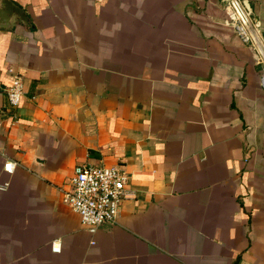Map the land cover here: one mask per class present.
Returning a JSON list of instances; mask_svg holds the SVG:
<instances>
[{"label":"crops","instance_id":"1","mask_svg":"<svg viewBox=\"0 0 264 264\" xmlns=\"http://www.w3.org/2000/svg\"><path fill=\"white\" fill-rule=\"evenodd\" d=\"M11 1L26 21H0V264H264L259 64L207 36L214 0ZM243 3L264 31V0ZM78 162L128 175L93 231L63 195Z\"/></svg>","mask_w":264,"mask_h":264},{"label":"built area","instance_id":"2","mask_svg":"<svg viewBox=\"0 0 264 264\" xmlns=\"http://www.w3.org/2000/svg\"><path fill=\"white\" fill-rule=\"evenodd\" d=\"M227 2L231 8L230 17L234 21V29L244 42H250L257 49L263 62L259 83L264 91V31L256 30L257 23L251 21V11L243 0H227ZM22 91L21 77L13 75L5 89L9 108L18 104ZM13 166L14 163L10 159L2 163L3 171L8 173L12 171ZM127 177L124 168L117 163H75L67 179L68 186L63 189L65 202L71 210L76 212L81 225L93 231L101 223L115 221L120 202L125 195L124 185ZM6 184L7 182H3L0 187ZM50 247L51 250L58 251L59 243L52 240Z\"/></svg>","mask_w":264,"mask_h":264},{"label":"rangeland","instance_id":"3","mask_svg":"<svg viewBox=\"0 0 264 264\" xmlns=\"http://www.w3.org/2000/svg\"><path fill=\"white\" fill-rule=\"evenodd\" d=\"M214 6L216 9L214 13L205 10L204 15L201 17V21L206 26L205 31L207 32V36L212 37L214 33L217 38H220L219 40L223 44L231 45V48L236 52H243L246 55H249L250 52L252 61L255 64H259L258 73L260 77V74L262 73L261 65L263 64V62L261 61L257 49L252 46L250 42H244L240 34L234 29V21L230 17L231 8L228 5L227 0H214ZM250 19L252 22H256L254 19V15L252 14H250ZM255 27L256 30H260L258 24H256ZM249 48L251 51H249Z\"/></svg>","mask_w":264,"mask_h":264},{"label":"water","instance_id":"4","mask_svg":"<svg viewBox=\"0 0 264 264\" xmlns=\"http://www.w3.org/2000/svg\"><path fill=\"white\" fill-rule=\"evenodd\" d=\"M19 20L26 21L24 11L11 0H0V21L2 26H7L9 23Z\"/></svg>","mask_w":264,"mask_h":264}]
</instances>
